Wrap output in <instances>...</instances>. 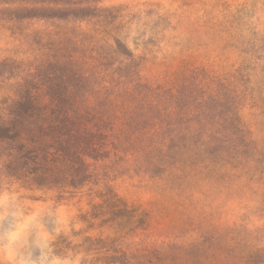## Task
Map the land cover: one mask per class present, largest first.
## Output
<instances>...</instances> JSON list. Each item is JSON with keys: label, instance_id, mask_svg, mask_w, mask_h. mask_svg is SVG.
I'll return each instance as SVG.
<instances>
[{"label": "rangeland", "instance_id": "obj_1", "mask_svg": "<svg viewBox=\"0 0 264 264\" xmlns=\"http://www.w3.org/2000/svg\"><path fill=\"white\" fill-rule=\"evenodd\" d=\"M0 0V102L35 83L43 21L34 10H118L109 36L141 61V75L165 83L185 65L235 91L254 153L221 183L190 190L123 175L110 183L134 210L109 220L98 190L74 193L0 181V264H264V0ZM31 13V12H30ZM85 32L90 27L82 25ZM45 41L42 43L44 44Z\"/></svg>", "mask_w": 264, "mask_h": 264}, {"label": "trees", "instance_id": "obj_2", "mask_svg": "<svg viewBox=\"0 0 264 264\" xmlns=\"http://www.w3.org/2000/svg\"><path fill=\"white\" fill-rule=\"evenodd\" d=\"M81 10L9 18L45 22L36 36L46 52L33 86L25 81L20 93L0 102V181L69 193L101 188L105 222L130 223L134 210L110 185L116 178L190 190L227 180L254 153L229 85L190 65L165 83L147 81L124 43L97 40L117 30L118 10ZM246 264L259 263L249 257Z\"/></svg>", "mask_w": 264, "mask_h": 264}]
</instances>
